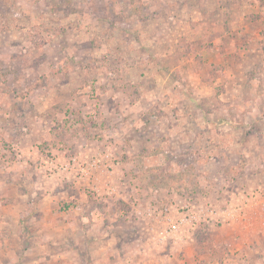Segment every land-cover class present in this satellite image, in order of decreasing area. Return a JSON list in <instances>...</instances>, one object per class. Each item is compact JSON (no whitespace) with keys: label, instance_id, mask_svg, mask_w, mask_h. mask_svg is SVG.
<instances>
[{"label":"rangeland","instance_id":"1","mask_svg":"<svg viewBox=\"0 0 264 264\" xmlns=\"http://www.w3.org/2000/svg\"><path fill=\"white\" fill-rule=\"evenodd\" d=\"M251 4L0 0V199L42 189L19 177L23 167L5 168L11 162L31 157L37 170L54 152L111 144L124 161L116 196L100 199L61 179L51 190L55 213L84 212L96 229L81 264H193L207 252L224 262L230 254L217 219L160 243L159 226L136 207L176 218L185 203L216 199L221 207L264 188V62L256 43L239 46L246 33L230 24L243 17L249 35L264 37L262 13H246ZM217 23L228 34L215 43L223 53L208 38ZM245 212L240 241H251V226L261 223L253 208Z\"/></svg>","mask_w":264,"mask_h":264},{"label":"crops","instance_id":"2","mask_svg":"<svg viewBox=\"0 0 264 264\" xmlns=\"http://www.w3.org/2000/svg\"><path fill=\"white\" fill-rule=\"evenodd\" d=\"M252 2L253 4H251V6H254L253 9L247 10L246 13H262L263 17L257 20L259 22L257 24H261L258 25L259 29H264V21H262L264 20V6L261 7L258 4V0H252ZM223 14H226V11ZM231 14L233 13L231 12L229 15ZM253 17L257 19L258 16L253 15ZM244 19L245 18L242 17L239 24L238 22H234L236 19L230 22V24L233 25V32L237 30L240 35L244 34V32L246 33V36H242L243 42L241 41L242 44L239 46L242 45L241 47H244L243 49L247 51V47L250 46V43H256L254 44L256 45L254 51L257 53L258 60L263 63L264 51L261 41H263L264 37H261L262 35L259 31L257 37L249 35L250 32L248 28L250 27L248 23L250 22L244 21ZM211 27L212 30L208 33V38L214 42V44L224 35H228L224 33V27L219 26L218 23ZM250 38L253 39L249 40ZM220 45L215 44L214 49L223 53L222 48L219 47ZM262 91L263 93L260 95L264 97V87ZM18 157H20V155ZM21 157L24 158L25 155ZM27 159H31V157H25L21 164L15 162L16 165L14 166L9 165L12 163L11 162L7 164L5 168L11 171L17 170V167H23L26 171H19V177L25 176L23 179L30 183V188H33L31 185L35 182L37 186H41L42 189L40 191L37 188H33L35 195L31 194L28 198L19 197L17 202L13 199H0V264H81L80 254L84 253L86 249L85 239L91 237V233L89 235L87 234L91 232V230H96L95 228H90L91 225L88 224L91 218L85 216L84 212L79 216L77 215V217L72 214L70 215V213L56 212V214L55 195L51 190L54 189V185L57 181H60V179L49 177L41 165L40 167L35 166L37 170H34L33 165L30 166ZM34 176L35 178H33ZM42 177L45 178L42 179ZM71 184L75 185L77 189L78 186L84 189L83 186L79 184ZM43 189L45 192H43ZM78 194L80 200L84 199L83 192L78 190ZM73 196L74 195L71 197ZM217 203L222 204L219 201H217ZM234 203L238 205V220L229 219V221L221 223L222 225L218 228L221 236L224 235L223 239L227 244L225 252H227V255L228 253L230 254L229 258L224 259V262L218 260L211 262L209 261L211 255L207 252L205 254L206 261H203V263L198 261L196 263L194 261L193 264H264V228L262 227L264 225V188L251 192V195L242 194L237 199V202ZM231 204L233 203L231 202ZM249 207L253 208L255 211L254 215H256V218H258V221L261 223V226H258L256 222L251 226L252 243H250L251 241L247 240L246 237H244L243 241H240L241 237L238 231L240 224L250 225V223H247V213H241L242 209L244 210L246 208L247 210ZM24 208L26 209L24 210ZM93 220V222L97 224L101 222V219ZM76 227H78L77 233L79 235H76ZM115 236V233H110L108 245L112 246V244L115 243L113 240ZM23 239H27L28 243L22 249L19 245L22 244ZM55 245L60 246L56 251L54 248ZM23 254L24 257L20 259V255ZM30 255H34L35 257L32 258ZM59 255H61V258H59ZM201 258H203V256H201ZM179 264H185V260L183 263L179 262Z\"/></svg>","mask_w":264,"mask_h":264},{"label":"built area","instance_id":"3","mask_svg":"<svg viewBox=\"0 0 264 264\" xmlns=\"http://www.w3.org/2000/svg\"><path fill=\"white\" fill-rule=\"evenodd\" d=\"M60 152H54L40 164L49 177L79 184L100 199L113 197L119 193L124 161L113 145L95 146L71 154ZM232 203L226 202V206L221 207L216 199L200 204L185 203L181 206L182 212L176 218L167 210L160 214L138 206L136 213L139 217L155 221L159 226L155 229V234L160 243L167 240L176 242L185 238L184 234H187L190 226L210 224L215 219L221 223L229 219L238 220V205ZM245 210L246 208L242 209L241 213H245Z\"/></svg>","mask_w":264,"mask_h":264}]
</instances>
